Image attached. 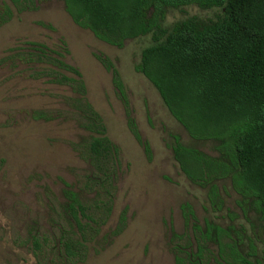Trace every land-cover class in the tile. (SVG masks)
<instances>
[{"label":"rangeland","instance_id":"rangeland-1","mask_svg":"<svg viewBox=\"0 0 264 264\" xmlns=\"http://www.w3.org/2000/svg\"><path fill=\"white\" fill-rule=\"evenodd\" d=\"M5 8L12 18L0 28V264H178L183 253L197 250L200 236L185 220L186 204L202 227L207 220L224 228L243 225L261 236L255 212L245 215L230 181L220 184L218 210L208 188L180 169L174 135L210 156L217 152L211 142L192 139L156 88L136 72L149 37L127 41L122 49L109 45L75 24L63 0L25 8L0 0V15ZM219 14L196 6L186 13L171 10L166 25ZM33 43L62 52L80 70L87 99L118 148L115 162L91 157L89 132L72 102L74 88L53 84L48 66L30 61L37 54ZM109 64L119 72L126 100ZM36 113L47 119H35ZM67 188L88 216L81 217L86 229L83 238H75L82 241L75 257L58 245L63 230H71L63 209ZM32 235L40 239V250Z\"/></svg>","mask_w":264,"mask_h":264},{"label":"trees","instance_id":"trees-1","mask_svg":"<svg viewBox=\"0 0 264 264\" xmlns=\"http://www.w3.org/2000/svg\"><path fill=\"white\" fill-rule=\"evenodd\" d=\"M10 1L25 8L46 0ZM63 1L75 24L109 45L122 49L127 41L150 38L136 72L156 88L171 116L192 139L211 142L217 152L210 156L174 135L172 149L180 169L193 183L208 188L209 199L218 210L223 203L220 184L230 181L241 197L245 215L254 211L257 216L261 236L250 235L243 225L224 228L207 220L202 227L193 207L186 204L185 220L193 223L200 236L197 250L183 253L178 264H264V0ZM191 6L218 9L221 14L208 19L190 16L166 25L171 10L186 13ZM10 18L12 12L5 8L0 28ZM33 44L37 54L30 61L47 65L45 75L53 84L74 88L77 96L72 102L89 132L91 157L96 162H115L118 148L87 99L80 70L67 63L62 52ZM109 67L126 100L118 70ZM34 118L47 116L36 113ZM135 134L150 154L149 144L137 130ZM63 193L71 230H63L58 245L64 247L67 257H75L77 247L82 246L75 238L79 234L83 238L86 229L81 217L88 216L77 193L71 188ZM31 242L41 249L36 236L32 235ZM210 244L217 248L216 253Z\"/></svg>","mask_w":264,"mask_h":264}]
</instances>
